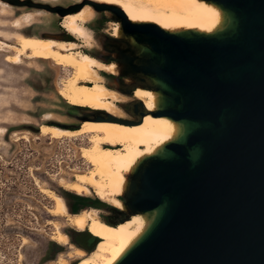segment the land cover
Wrapping results in <instances>:
<instances>
[{
    "label": "water",
    "instance_id": "obj_1",
    "mask_svg": "<svg viewBox=\"0 0 264 264\" xmlns=\"http://www.w3.org/2000/svg\"><path fill=\"white\" fill-rule=\"evenodd\" d=\"M3 1L58 18L110 10L111 35L92 32L87 52L113 65L100 73L117 100L128 99L123 81L134 92L137 120L116 108L74 125L166 124L125 171L119 204L106 201L124 217L104 222L137 229L112 264H264V0H197L217 13L207 28L166 27L95 0ZM70 105L61 114L74 117Z\"/></svg>",
    "mask_w": 264,
    "mask_h": 264
},
{
    "label": "rangeland",
    "instance_id": "obj_2",
    "mask_svg": "<svg viewBox=\"0 0 264 264\" xmlns=\"http://www.w3.org/2000/svg\"><path fill=\"white\" fill-rule=\"evenodd\" d=\"M38 1L66 5L81 0ZM0 30L11 43H18L26 34H57L58 38L69 34L65 18L12 5L0 6ZM80 50L87 52L83 40ZM7 54L12 52L0 46V128L6 129L0 132V264H63L65 259L76 264L74 250L90 253L95 244L87 243V248L75 242L78 232L89 231L78 230L65 217L50 213L55 201L44 189L64 196L73 213L71 193H77L61 184L93 169L81 154V147L90 145L93 133L55 138L42 135L40 128L42 123L77 126V120L61 114L69 102L60 90L74 70L44 59L25 58L22 65H16L6 61ZM49 113L54 119H47ZM85 196L106 202L93 189ZM56 223L68 234L70 245L53 239L58 231Z\"/></svg>",
    "mask_w": 264,
    "mask_h": 264
},
{
    "label": "bare ground",
    "instance_id": "obj_3",
    "mask_svg": "<svg viewBox=\"0 0 264 264\" xmlns=\"http://www.w3.org/2000/svg\"><path fill=\"white\" fill-rule=\"evenodd\" d=\"M95 1L119 4L134 19L152 20L166 27L207 28L217 17L215 10L199 4L197 0ZM0 6L10 7L3 0H0ZM92 17L93 11L90 6L64 17L68 32L76 40L26 34L19 38L18 43H11L6 40L8 35L0 30V46L12 52L7 54L6 61L16 65H22L24 59L29 58L54 60L59 65L72 68L74 74L68 81L66 80L67 82L60 90L61 96L71 105L114 112L117 93L106 86L100 73L103 70L112 71L113 65L104 64L88 52L80 50V40H83L86 46L90 45L92 32L87 23ZM19 24L20 22L15 26ZM137 95L146 96L147 103H151L149 94L138 91ZM47 119H54L53 114L49 113ZM40 128L42 135H51L55 138H76L85 133H93L90 145L81 147L82 157L92 164L93 169L90 172L78 173L73 181L66 180L61 185L83 196L91 193L93 189L99 199L111 201L114 204H119L116 196L120 193L125 171L128 170L136 155L142 151L143 147L151 149L167 136L165 122L152 116L146 117L144 123L140 125L85 121L76 130L50 123H42ZM5 130L0 128L2 133ZM44 191L55 201V206L49 210L50 213L65 217L70 226L78 230H88L99 238L97 246L90 253L81 248L74 250L77 256L76 264H112L125 248L130 236L137 231V229L130 231L131 224L113 226L104 222L98 215L99 211L94 208L71 213L64 196L51 189L45 188ZM59 224L53 239L60 244L70 245L68 234ZM65 260L63 264H68Z\"/></svg>",
    "mask_w": 264,
    "mask_h": 264
},
{
    "label": "flooded vegetation",
    "instance_id": "obj_4",
    "mask_svg": "<svg viewBox=\"0 0 264 264\" xmlns=\"http://www.w3.org/2000/svg\"><path fill=\"white\" fill-rule=\"evenodd\" d=\"M90 6L92 8L91 5H87ZM86 6V7H87ZM95 11V9H94ZM96 13H98V11H95ZM110 10L108 9H104L99 11V13L97 14V16L95 17V14L93 15V17L91 18V26L88 27L91 32H94L96 35H106V36H110L113 28L115 26V24L117 23L116 19L111 18L109 16ZM62 39L64 40H76V38L69 34H64L63 36H61ZM105 83V82H104ZM106 84V83H105ZM106 86L110 89H115V87L113 85H108L106 84ZM128 85L125 84V82H121V85H119V88H123L125 93H120L119 94H127L128 99H124V100H117L116 101V108H118L119 110H126L131 116L130 119L132 120H137V115L134 112V107L136 106V104L139 103V100L134 98V92H130L128 93ZM69 110V114L74 115L75 120H79L80 118H87V119H94V118H98V117H104L105 114H103L101 109H94L91 107H83V106H69L68 107ZM107 111V110H105ZM115 113V112H114ZM116 114V113H115ZM119 118H122L120 116H118ZM124 118V117H123ZM83 123V122H82ZM81 123V125H82ZM81 125L79 126H64L66 129H72V130H76L77 128H79ZM89 197V196H88ZM91 198V197H90ZM121 200H123L122 197H120ZM92 206H89L87 208H94L96 210H98V215L102 220H106V221H117L119 222L121 218H123L124 216H122L116 209H114V207L110 204H108L107 202H101V201H97L93 198H91V202ZM76 243L78 244H82L85 247L89 248V246H87V243H93L95 244V239H90L88 236L85 235H79L77 238L74 239Z\"/></svg>",
    "mask_w": 264,
    "mask_h": 264
},
{
    "label": "trees",
    "instance_id": "obj_5",
    "mask_svg": "<svg viewBox=\"0 0 264 264\" xmlns=\"http://www.w3.org/2000/svg\"><path fill=\"white\" fill-rule=\"evenodd\" d=\"M71 195H72L71 210L73 211V213H78L86 209L87 207L92 206V203H90L91 202L90 197L83 196V195H77L74 193H71ZM78 234L85 235V236H88L90 239L93 238L95 239V241H99V238H97L96 236L92 235L89 232L82 231V232H78Z\"/></svg>",
    "mask_w": 264,
    "mask_h": 264
}]
</instances>
